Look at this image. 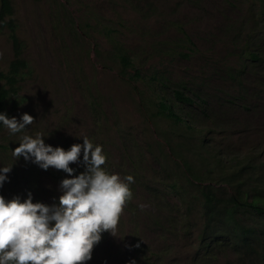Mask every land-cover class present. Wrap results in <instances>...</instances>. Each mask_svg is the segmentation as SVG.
<instances>
[{"label": "rangeland", "instance_id": "rangeland-1", "mask_svg": "<svg viewBox=\"0 0 264 264\" xmlns=\"http://www.w3.org/2000/svg\"><path fill=\"white\" fill-rule=\"evenodd\" d=\"M12 4L18 39L14 43L9 28L0 24V67L8 69L14 58L25 65L17 74L9 118L20 121L28 113L35 121L19 133L0 129V167H11L0 195L24 200L31 193L33 202L58 204L68 173L44 170L34 158L15 159L12 150L25 134H40L46 145L65 150L87 137L102 146V167L122 179L131 175L134 182L116 236L103 232L85 264H158L156 259L161 264H264L257 257L250 261L237 246H219L206 261L192 260L204 221L202 199L191 188L197 200L189 205L181 162L170 154L171 146L180 143L185 155L203 152L210 165L213 155L228 165L248 154L264 161V0ZM109 30L129 49L142 81L121 76L119 66L104 59ZM160 72L166 78L161 95L191 128L158 117L155 100L161 95L152 76ZM177 81L194 92L193 104L177 102L168 92ZM200 136L209 140V147H201ZM73 164L79 167L73 175L85 171L83 150ZM171 177L183 196L167 186ZM246 218L264 222V213ZM149 254L154 258L146 262Z\"/></svg>", "mask_w": 264, "mask_h": 264}, {"label": "clouds", "instance_id": "clouds-1", "mask_svg": "<svg viewBox=\"0 0 264 264\" xmlns=\"http://www.w3.org/2000/svg\"><path fill=\"white\" fill-rule=\"evenodd\" d=\"M34 121L28 113L20 121L0 113V122L11 133L22 132ZM82 150L85 171L73 175L70 165L79 161ZM12 155L26 161L34 158L42 169L63 170L70 178L61 181L58 204L33 202L31 193L24 200L0 195V264H85L103 232L116 236L134 181L131 175L122 179L102 167L106 163L102 146L83 137V144L65 150L46 145L40 134H25ZM10 171L11 167H0V187Z\"/></svg>", "mask_w": 264, "mask_h": 264}, {"label": "trees", "instance_id": "trees-1", "mask_svg": "<svg viewBox=\"0 0 264 264\" xmlns=\"http://www.w3.org/2000/svg\"><path fill=\"white\" fill-rule=\"evenodd\" d=\"M12 13V0H0V24L9 28L12 40L17 44L16 23L11 16ZM181 31L186 42H191V37L183 29ZM106 36L110 49L107 50L104 59L109 63L117 64L121 76L130 81L141 80L143 74L135 66L134 58L127 46L121 40H117L110 30L107 31ZM250 54L253 58L259 56L255 51H251ZM24 65L23 59L14 58L9 63L8 69L0 67V113L8 117V105L10 101L15 103L18 93L15 85L17 74ZM152 79L156 85V91L161 95L166 90L161 86L166 83L164 74L156 73ZM141 91L145 93L144 88ZM168 92L173 94L177 102L185 104L195 102L194 92L180 81L172 85ZM155 104L158 117L170 118L176 126L184 122L188 128L192 127V124L175 109L174 103L168 102L163 95L155 100ZM3 127L4 125L0 122V129ZM200 140H202L201 147H209V140L203 136H200ZM170 154L181 162V173L187 181L186 190H183L190 195L189 205H194L197 200L196 193L193 196L190 192L191 188L198 192L202 199L204 221L197 236L199 248L192 260L196 263L206 261L217 253L219 246L224 249L228 246H237L251 258L250 261H254L253 257H257L264 263V222L261 220L259 223L246 218L253 212L264 213V161H254L255 156L248 154L228 165L222 162L221 156L213 155L210 165L209 158L202 155L203 152L185 155L180 148V143L171 146ZM70 167L74 169V173L79 170L76 164H71ZM170 179L171 182L167 186L179 196H183L180 194L181 190H178L179 182L175 178ZM223 182H225L224 186H217V183ZM149 255L151 257L145 259L146 262L154 258L152 254ZM156 262L161 264L157 259Z\"/></svg>", "mask_w": 264, "mask_h": 264}]
</instances>
